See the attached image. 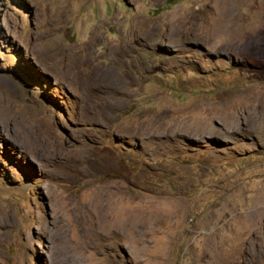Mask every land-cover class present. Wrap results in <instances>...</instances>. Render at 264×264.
Instances as JSON below:
<instances>
[{"label": "rangeland", "instance_id": "obj_1", "mask_svg": "<svg viewBox=\"0 0 264 264\" xmlns=\"http://www.w3.org/2000/svg\"><path fill=\"white\" fill-rule=\"evenodd\" d=\"M0 264H264V0H0Z\"/></svg>", "mask_w": 264, "mask_h": 264}]
</instances>
